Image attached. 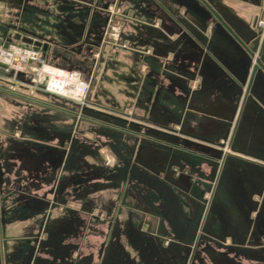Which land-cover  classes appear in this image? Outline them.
<instances>
[{"label": "crops", "instance_id": "0c3cea01", "mask_svg": "<svg viewBox=\"0 0 264 264\" xmlns=\"http://www.w3.org/2000/svg\"><path fill=\"white\" fill-rule=\"evenodd\" d=\"M211 1L222 8L242 37H249L260 0ZM105 2L0 0V45L16 37L24 41L36 37L43 44L44 39H52L50 47L62 51L83 38L96 48L105 20ZM165 3L180 20L156 7L153 0H127L130 15L121 36L130 48L112 55L106 44L89 69L86 77L93 83L99 77V87L94 93L90 90L87 111L100 116L99 132L105 140L81 143L77 120L59 146L47 144V128L57 127L49 130L53 136L63 130L59 127L61 114L45 122V117H40L44 112L39 111V107H46L44 103L31 102L28 93L17 95L12 90L19 87L29 92L32 86L25 76L14 78L0 72V144L5 146L0 148V190L11 183L9 189L22 195V211L30 199H43V193L53 186L57 196L52 205L48 199L41 200L48 210L32 264H183L181 246L167 241L174 235L165 216H160L158 199L150 189L101 176L79 185L77 178L63 181L68 169L106 165L113 156H109L107 142L116 144L147 170L164 171L167 177L162 176L168 182L180 184L181 196L187 201L185 211L193 218L200 207L182 193L199 194L209 176L219 179L198 252L189 264H264V226L261 232L251 231L244 204L246 197L264 187V111L255 101L237 95L232 81L208 66L201 46L212 50L237 79L242 72V52L223 27L201 10L199 1ZM185 8L189 12L183 16ZM49 44L44 45L45 53ZM259 90H264L261 74L252 87L253 92ZM30 105L37 106L31 107L36 110L37 126L30 124ZM230 139L233 149L228 146ZM223 140L224 148L216 145ZM220 149L224 151L222 168L217 167L220 157H215ZM46 178L52 181L50 187H44L50 183ZM114 218L118 222L109 229L108 221ZM143 218L157 225L156 233L145 237L148 242L138 233ZM261 220L264 225V202ZM109 230L112 251L107 257L98 255ZM223 232L229 233L226 243L219 240ZM24 245L23 239L10 236L4 246L6 253L0 252V264H15L14 249H20L22 258Z\"/></svg>", "mask_w": 264, "mask_h": 264}, {"label": "flooded vegetation", "instance_id": "af4514ba", "mask_svg": "<svg viewBox=\"0 0 264 264\" xmlns=\"http://www.w3.org/2000/svg\"><path fill=\"white\" fill-rule=\"evenodd\" d=\"M153 1H154V5L156 7L157 6H159L160 8L162 7L164 9V12L167 13L169 16L179 19V17L176 15V11H174L172 8H168V5L165 3V0H153ZM197 1H199L200 4L202 5L201 10L205 14L211 15L212 18L214 19L215 23L218 24L219 26L223 27V29L229 34L231 40L240 48V50L242 52V57L240 60V66H241L242 72H241L240 78H238V79L236 78L235 74L228 67H226L225 65H223L221 63V61L212 52V50H210L207 46L206 47L201 46V49L203 50V53L205 55V59H208V62H207L208 66L214 67L216 69H217L216 65L221 67V69H223L224 72L220 71L219 69H217V70L222 75L226 76L227 78H229L232 81L235 88L237 89V95H239V96L243 95L245 97L244 100L255 101L264 111V90H259L260 92L258 91V93L261 94L260 98L256 97V95L258 94L256 91H254V92L252 91V87L254 85V82L256 80L257 75L261 74L264 77V0H260V3L257 6L260 8V11L255 13V16L253 17V21L250 25V35L247 38L242 37L233 28L231 23L225 18L224 14H223V10L221 7H219V8L216 7L211 0H197ZM126 2H127V0H106V2L104 3L105 6L102 8V10L104 12H106L105 15L108 17H106L104 20V25H103V28L101 31V35L99 37L98 43H96L97 48L99 47V49L100 48L102 49L107 44V42H106V28H107V23L109 21V16H110V12H111L110 6L112 4L116 5L121 10V12H120V14L122 16L121 22H123V24L121 26V30H122V28H124L125 22H126L125 18H127L130 15V13H129L130 10L127 7ZM185 2L189 6L192 5V3L189 1H185ZM188 12H189V10L187 8H185L181 12V14L183 16H186L188 14ZM260 20H263L262 25L259 24ZM122 32H123V30H122ZM233 33L241 41H238L235 38V36L233 35ZM122 42L123 43L120 46L121 49L122 48L123 49L129 48V46H127L129 44L125 45L126 41L123 38H122ZM97 61L98 60H96L95 62H97ZM239 87L242 90V92L239 91ZM227 138L228 137H226L225 140H227ZM225 140H223L221 144L216 143V145H219L221 148H224L226 146ZM228 146H230V148H232V149L234 148L233 144L231 142V139H230V142L228 143ZM110 152L113 154L114 158H113V160L107 161L108 170L106 173H103L101 175V177L103 179H107L104 176L113 175L114 173H116L118 171L119 167L123 166V162L119 158H117L111 150H110ZM223 152L224 151H222V149L217 151V153L220 155H223ZM227 154H228V152H227ZM126 157L129 159H132V163H135L139 168L147 170L146 168L139 165L134 158L129 157V156H126ZM222 161H223V159L220 160V162L218 160L217 167L222 165V163H221ZM220 167L222 168V166H220ZM149 172H151V171H149ZM151 173H153V172H151ZM157 174H159V177L162 180H164L173 189V191L176 195V200H177L178 205H179L178 206L179 211H177V212L181 216V220L183 222V225L185 227L186 226L188 227L189 226L188 220L191 223V226L193 228H196L198 225L197 237L194 241L190 242L192 250H191L190 254L188 255V257H187V252H186V248H185L184 244L179 239H177L175 237V232L173 230V227H172L171 223L166 219V214L169 212V208H168V203L164 198L160 197L153 189H151V188L147 187L146 185L138 182L135 178H131L129 175L126 177L123 174H119V175H115L112 179H108V180H111V181L112 180H119V181H121V183H123V185L124 184L125 185L130 184L133 182L136 185H140V186H143L145 188H148L153 192V195H155L154 199H158V209H159V211L161 210L160 216L161 215L163 217L165 216V219L167 220V223L169 224V227H170V229L174 235L173 237L169 238L170 240H167V241H170V243H174L178 247L181 246L182 252H184L183 256L181 254V257H182L181 260L183 261V264H189V262L193 259V257L198 252L197 249H198V242H199L200 233L202 232L201 230L203 229V225L207 219L208 214L211 211V208L214 205L213 199H214V196L216 194V189L218 188V185H219V179H216V176H214V174H213L207 180L208 181L207 182L208 187L201 189V192L199 194L193 193L191 191L182 193V195L184 197H187L190 199V202H192L193 204L195 203V204H197V206L200 207L198 209L197 220H196V222L193 223L191 221V217L189 215H187V213L185 211V208H186L185 206H187V201H185V199L183 197H181V193H180L178 186L168 182V180L166 178H164L162 175H160V173H157ZM192 188L193 189L195 188L194 185ZM55 194H56L55 193V187L53 186L48 191L43 193L42 197H43V199H48L49 204L52 205L57 200V196ZM49 196H52V198H49ZM43 199H41V200H43ZM263 202H264V187L261 190H259L258 193H255L253 196L246 197L244 199V204H245L247 214H248V216H247L248 225L250 226L251 231L253 229H257L258 231L261 232V230H262L261 227L264 226L262 223V220H261V206H262ZM95 216H96V218H98L97 215H95ZM116 222H118V219H115V218L109 219V221H108L109 229H111L113 224H115ZM156 228H157V225H155V223L143 218L138 223L139 236L140 237L141 236L146 237L149 234L150 235L154 234ZM43 233H44V229L42 228V230H40L39 233L33 237V245L31 247V250L33 247H35V255H36V252L39 248L40 242L42 241L41 239H42ZM159 234H160V232H159ZM228 234L229 233H227V232H223L221 234L219 240L222 241L223 243H226V240L229 238ZM109 235H110V230L107 233V236L105 237V241L102 242L100 247H99L98 255L107 257L108 254L112 251V246H111V244H109V239H108ZM144 241L148 242V238H145ZM30 253H31V251H30ZM35 255H34V257H35ZM33 260H34V258H33ZM33 260H32V262H33Z\"/></svg>", "mask_w": 264, "mask_h": 264}, {"label": "rangeland", "instance_id": "374dc122", "mask_svg": "<svg viewBox=\"0 0 264 264\" xmlns=\"http://www.w3.org/2000/svg\"><path fill=\"white\" fill-rule=\"evenodd\" d=\"M112 10L114 11L115 19L118 20V23L120 26H122L123 22H121V10L116 5L112 4L110 6ZM106 14V12H104ZM108 17L105 15V18ZM82 25H80L81 27ZM123 30V28H122ZM122 34V33H121ZM123 35V34H122ZM39 36V35H37ZM122 37V36H121ZM47 38V37H45ZM27 39V37H25ZM13 41V39H10ZM28 40V39H27ZM122 42V38H120ZM95 41V40H94ZM107 45L111 51L112 55H115L118 51L123 50L121 49V43L118 41H114L112 38L106 39ZM52 43V39H44V45ZM101 43V42H100ZM123 43V42H122ZM37 44H41V41H38ZM128 42H125V45H127ZM131 46V45H127ZM50 47V44L49 46ZM130 48V47H129ZM127 49V48H126ZM60 51V52H59ZM100 57V50L99 48L92 47L91 44L87 45L86 39H78L74 40L73 43L69 46V49L67 50H57L55 48H49V50L46 53L47 62L52 65L67 67V68H75L78 67L82 69V72L85 76H87L89 69L93 67V64H96V60ZM0 72L5 75L1 70ZM97 81L94 83L91 81V88L92 92H96V90L99 87ZM31 87L29 88V92L24 91L21 88H12L15 94L21 95L23 93H28L31 102H42L46 107H39V111L44 114L40 116L42 119H45V122H49L50 118H52L54 115L61 114V119H63V123L59 125L61 129H63L61 132L56 133L55 136L51 135L50 131L56 130L57 127L53 128V126L47 128L48 134L46 133V140L50 142H46L47 144H54L55 146H59L60 140L65 138V134L70 129L73 130L77 120H78V140L82 143V141L91 142L94 140H105L106 138L103 137L102 133H100V116L97 114H93L90 111H87V109H82L79 106H75L74 104L67 102L65 100H62L58 97L48 95L46 93H43L36 88ZM31 89L33 91H31ZM92 96V95H91ZM90 101V100H89ZM33 105H30V124L31 126H37L38 121L37 115L34 116V112L36 110L32 109ZM91 106V103H89L88 107ZM33 108H37V106H33ZM3 107V111H4ZM77 118V119H76ZM99 122V123H98ZM98 123V124H96ZM96 130V131H95ZM95 133L97 134H93ZM31 142H35L31 140ZM36 143V142H35ZM92 143V142H91ZM0 148L5 149V146L0 144ZM110 151V150H109ZM61 155L63 153L59 152ZM109 156L111 155V152H109ZM2 153L0 152V156ZM216 158H219L222 160L223 155L219 156V154H215ZM113 156L109 158V160H113ZM60 160V155H59ZM59 162H57L58 165ZM213 164V163H212ZM91 165V163H90ZM57 167L53 171V176L50 178L55 177L57 172ZM108 170L107 163L102 164L100 167L97 164H93L92 168H84L78 166V168L68 169L65 173H63L62 178L64 179H70L74 180L73 178H77L75 180L78 181V185L85 183L87 180L96 178V176H101L104 172ZM154 173H160L161 175L166 176L164 171H153ZM50 174H47L49 176ZM210 175V174H209ZM212 176V175H211ZM209 176V177H211ZM18 178V177H17ZM49 178H46L48 180ZM43 180V179H42ZM50 181V180H48ZM208 181H206L204 184H201L202 189L205 187H208ZM11 183L9 185H3L2 189L0 190V252L2 254L6 253V249L4 248L6 240L10 236H14L15 239L20 238L24 241V247L22 252V258L24 259L22 264H26L27 259L26 255H28V250H30L31 246L33 245V237L36 236L40 230H42L43 226L41 225V222L43 220V215L48 210L47 205L42 203L41 200L36 199H30V205L26 206V209L22 211V195L18 193V191H15L14 189L10 188ZM52 184V181L50 183H46V186L44 187H50ZM180 185V184H179ZM178 185V186H179ZM38 185L35 184L34 187H37ZM40 186V185H39ZM44 187H41L40 190ZM180 188V187H179ZM36 190H39L38 188H34ZM186 189V188H185ZM200 189V188H199ZM8 193V194H7ZM181 193V192H180ZM182 197V196H181ZM192 213V212H191ZM198 215V214H196ZM29 216V217H27ZM191 217V214H190ZM197 220V216L191 217V221L194 223ZM47 237V234H45ZM143 239L145 237H142ZM14 255L17 256L15 259V264H19L22 260L21 257H19L20 249H14ZM11 252V250H10ZM184 255V252H182V256ZM39 264V263H37Z\"/></svg>", "mask_w": 264, "mask_h": 264}, {"label": "built area", "instance_id": "2783aa9c", "mask_svg": "<svg viewBox=\"0 0 264 264\" xmlns=\"http://www.w3.org/2000/svg\"><path fill=\"white\" fill-rule=\"evenodd\" d=\"M109 21L106 28V39L112 38L121 44V26L110 8ZM263 24V20L259 21ZM36 37L24 41L14 38L8 45H0V70L6 75L16 78L23 74L30 85L37 90L70 102L80 108L88 107L91 79L86 77L82 69L52 65L47 62L44 44H37Z\"/></svg>", "mask_w": 264, "mask_h": 264}, {"label": "water", "instance_id": "95a60500", "mask_svg": "<svg viewBox=\"0 0 264 264\" xmlns=\"http://www.w3.org/2000/svg\"><path fill=\"white\" fill-rule=\"evenodd\" d=\"M233 35L238 41H241L234 33ZM8 45V42L4 44ZM47 44L45 45V47ZM217 69L223 71L221 67L216 65ZM224 72V71H223ZM23 74H19V77H23ZM239 91L242 90L239 87ZM240 92V93H241ZM89 107H83L82 109H88ZM64 144V140H62ZM114 155L123 162V166L118 168V171L113 175L104 176L107 179H112L115 175L123 174L124 176H130L135 178L138 182L146 185L147 187L153 189L160 197L164 198L168 203L169 212L166 214V219L171 223L173 230L175 232V237L179 239L185 246L187 257L190 254L192 247L190 245L191 241H194L197 237L198 225L196 228L191 226L188 220V227L183 225L181 216L177 211H179V205L176 200V195L173 189L159 177L157 173H151L148 170L139 168L135 163H132V159L126 157V155L118 148V146L112 142L105 143ZM2 170L0 169V183H2ZM172 209V210H171ZM35 255V247L32 248L31 253L28 257L26 264H31Z\"/></svg>", "mask_w": 264, "mask_h": 264}, {"label": "bare ground", "instance_id": "6f19581e", "mask_svg": "<svg viewBox=\"0 0 264 264\" xmlns=\"http://www.w3.org/2000/svg\"><path fill=\"white\" fill-rule=\"evenodd\" d=\"M67 137H69V136H67ZM2 174H3V172H2ZM32 264V263H31Z\"/></svg>", "mask_w": 264, "mask_h": 264}]
</instances>
